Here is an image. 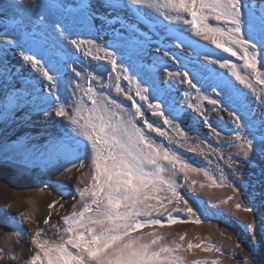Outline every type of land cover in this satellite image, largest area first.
Masks as SVG:
<instances>
[{
  "label": "snow or ice",
  "instance_id": "1",
  "mask_svg": "<svg viewBox=\"0 0 264 264\" xmlns=\"http://www.w3.org/2000/svg\"><path fill=\"white\" fill-rule=\"evenodd\" d=\"M97 3L102 11L91 4L78 7L90 22L99 20L101 27H112L117 39L125 42L124 47H135L139 50L137 54L142 53L144 45L151 41L119 19V12L124 7L131 5L137 11H154L165 21L186 26L176 29L180 34L170 38L174 44L169 42L156 48L157 52L163 49V57L175 65L173 71L165 65L169 78L165 87L171 89L173 83H179L194 89V95L183 90L186 99L197 101L188 103L187 107L196 112L204 127L218 138L221 131L207 112L227 111L234 124L228 143L238 149L241 157L230 161L235 166L234 174L245 183L244 174L239 170L243 165L259 169L261 177L259 196L254 197L259 207L256 202L243 208L237 203L235 207L252 214L246 230L264 246V96L257 95L259 89L256 87L264 88V0H124L123 4L120 0H97ZM70 11L58 0H29L27 4L23 0H9L0 6L3 29L0 31V80L7 87L3 114L8 116L15 110L22 111L29 106V97H32L31 107L48 115V108L42 106L47 104L68 125V134L46 148L47 162L64 160L73 168H84L88 166L85 158L90 161L87 184L77 189L81 207L77 210L74 205V210L62 218L63 228L58 241L42 238L41 231L35 232L32 244L36 251L27 264H219L215 259L189 262L182 255L194 248L209 253L221 252L219 247L189 242L185 249L176 241L166 242L156 231L176 224L204 223L209 207L218 208L215 203L208 207L192 206L178 191L177 176L184 174V182L189 183L188 174L201 170L148 135L155 133L169 144L183 146L180 141L186 140L190 133L180 123L182 109L167 106L166 110V100L156 83L142 80L124 67V58L130 60L131 55L122 47L112 46L109 50V46H102L95 39L73 38L74 22L65 15ZM210 20L216 21L218 26L210 24ZM117 23L119 29L115 27ZM189 29L195 37L208 41L215 49L235 57L242 64L214 58L209 49L184 37L183 32ZM72 49L94 60L106 61L111 66L109 79L112 80L114 74V82L105 83L99 73L84 75L70 63ZM11 51L18 53L24 65H30L42 74L48 85V96L35 90L27 92L18 83L20 68L9 61ZM158 63H163L159 56L153 66ZM217 64L228 69L235 81L251 90L262 106L259 110L261 118L253 114L250 106L237 100L236 89L228 76L209 67ZM65 67L79 78L68 77L67 91L72 96L67 99L60 95ZM239 68H243V74ZM121 80L128 82L127 91ZM112 88L117 95L131 101L130 109L112 97ZM53 95L56 99L50 102L48 97ZM137 98L143 103H138ZM37 100L42 103H36ZM203 101L213 108L202 107ZM145 104L173 135L147 118ZM188 151L196 149L189 148ZM204 175L211 187L223 186L208 172ZM232 188L234 193L238 191L234 185ZM232 199L229 196L222 203L227 204ZM55 206L53 202L48 208L51 210ZM181 212L186 213L187 218L174 215ZM50 218L49 215L44 223L48 224ZM7 219L11 221L13 234L21 235L15 218ZM142 229L150 231L143 232ZM184 239V235L179 236V241ZM3 255L15 259L7 252ZM245 264H248L247 260Z\"/></svg>",
  "mask_w": 264,
  "mask_h": 264
},
{
  "label": "rangeland",
  "instance_id": "2",
  "mask_svg": "<svg viewBox=\"0 0 264 264\" xmlns=\"http://www.w3.org/2000/svg\"><path fill=\"white\" fill-rule=\"evenodd\" d=\"M8 2L9 0H0V6ZM23 2L27 4L29 0H23ZM58 2L66 9L71 10L70 13H65V15H68L74 22L73 38L95 39L100 45L109 46V50H112V46L122 47L123 51L131 55L130 60L127 57L124 58V67L129 69L131 73L137 74L142 80L156 83L160 89V94L166 100V110L167 106L182 109L180 123L190 133L186 140L180 141L183 146H178L177 143L169 144L168 140L157 136L155 133H148V135L157 143L177 153L182 160L201 170L199 173L188 174L189 183L184 182V174L181 173L177 176V180L180 182L178 191L190 201L192 206L208 207L210 204L215 203L218 208L209 207V215L205 218L204 223L176 224L170 227L157 228L156 231L165 237L166 242L176 241L181 243L185 249H187L189 242L202 245L211 244L214 248L219 247L221 249V252L213 251L211 253L201 251L198 248L185 251L182 255L189 262L215 259L219 261V264H245L246 260L248 264H264V246H262V242L253 239L246 230L247 223L252 221V214L245 213L242 210L238 211L235 207L237 203L243 208L256 202L254 197L259 196L261 177L259 169L253 170L243 165L240 166L239 170L243 172L246 182L241 183V179L234 174L235 166L230 161L241 159V157L238 154V149L228 143L234 132V124L231 118L227 111L207 112L212 123L221 131V136L218 138L204 127L199 115L187 107L188 103L195 104L197 101L186 99L183 90L187 89L194 95V89H188L187 84L179 83H173L171 89L165 87L169 79L165 71V65L169 71L175 70V65L171 60L163 57V49L157 52L156 48L169 42L174 44L175 41L170 40V38L180 34L176 32L177 28L183 29L186 26L182 23L165 21L154 11L147 9L137 11L131 5L124 7L119 12V19L125 25H132L137 34H143L151 41L144 45L142 53L137 54L139 50L135 47H124L125 42L117 39L112 27H101L99 20L93 23L81 14L78 7L81 4H91L94 8L100 10L97 0H58ZM120 2L123 4L124 0H120ZM208 22L218 26L214 20ZM115 27L119 29L120 24L117 23ZM2 30V25H0V31ZM121 34L124 35L123 31ZM183 35L192 43L209 49L214 58L218 57L236 65L242 64L235 57H230L226 53L215 49L208 41L192 35L190 29L184 31ZM71 51L73 54L70 63H74L76 68L81 70L84 75L89 72L99 73L105 83L112 84L114 82V74H112V80L109 79L111 66L106 61L103 59L94 60L91 56H85L83 52H75L74 49ZM93 54H95V49H93ZM157 56L161 57L163 63L153 66ZM8 59L13 65L20 68L21 78L18 83L23 86V89L27 92L35 90L36 93L48 96V85L41 73L34 71L30 65H24L16 51H11ZM209 67L213 68L215 72L228 76L236 89L237 100L243 101L246 106H250L253 109V114L258 119L261 118L259 110L262 106L250 89L235 81L229 75L228 69H222L218 64L209 65ZM238 70L243 74V68ZM63 71L66 75L60 95L67 99L72 96V93L67 91L69 86L68 77L79 78H76L74 73L67 67ZM120 83L127 91L128 82L121 80ZM256 87L259 89L257 95L264 96V88ZM6 91L7 87L0 80V264H27V261L36 251L35 246L32 244L35 232L41 231L42 238L54 239V237H57L53 235L54 233L61 235L62 218L74 210V205L77 210L81 207L77 189L83 188L87 184L90 161L87 157L85 158L88 166L84 168L78 166L73 168L70 163L64 160L47 162L46 148L53 141L68 134L66 120L57 117L54 108H50L47 104L42 106L48 108V115H45L39 108L33 109L31 107L32 97H29L28 107L22 111L15 110L10 115L5 116L3 107ZM110 94L125 107L131 108V101L117 95L114 88L111 89ZM132 94L135 95L134 91ZM48 99L50 102H54L56 97L53 95ZM137 102L143 103L138 98ZM36 103L42 102L37 100ZM202 107L209 110L213 108L206 101L202 102ZM144 110L150 121L173 135L170 128L163 124L160 117L151 114L146 104ZM137 123L142 126L141 122L138 121ZM189 148H194L196 151H188ZM26 149L30 151L26 152ZM204 172H208L218 182H222L223 186L211 187ZM202 184L204 187H200ZM46 185L52 187H46ZM232 185L238 189L235 193ZM193 188L194 191H192ZM229 196H232L233 199L228 201L227 204L222 203ZM53 202L56 206L50 210L48 205ZM256 204L259 207L258 202ZM171 207H176V205ZM180 207L182 208L183 205L181 204ZM49 215L51 216L49 223L45 224L44 220ZM174 215L187 218L186 213L182 212L174 213ZM9 217L15 218L16 226L22 230L21 235L13 234V226L11 221L7 219ZM141 231L148 232L150 229H142ZM180 235H184V241H179ZM237 244L240 247H237ZM5 252L8 253L9 257H15V259L5 257L3 255Z\"/></svg>",
  "mask_w": 264,
  "mask_h": 264
},
{
  "label": "bare ground",
  "instance_id": "3",
  "mask_svg": "<svg viewBox=\"0 0 264 264\" xmlns=\"http://www.w3.org/2000/svg\"><path fill=\"white\" fill-rule=\"evenodd\" d=\"M19 215H22L21 213H18ZM21 222V221H20ZM53 235H56L57 237H54L55 240L60 238L59 233H54ZM54 239H50V241H53Z\"/></svg>",
  "mask_w": 264,
  "mask_h": 264
}]
</instances>
